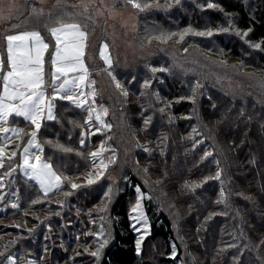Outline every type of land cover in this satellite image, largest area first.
<instances>
[{
  "label": "rangeland",
  "instance_id": "1",
  "mask_svg": "<svg viewBox=\"0 0 264 264\" xmlns=\"http://www.w3.org/2000/svg\"><path fill=\"white\" fill-rule=\"evenodd\" d=\"M68 1L71 4L81 3V0ZM172 1L176 4L170 5ZM53 2L54 0H42V2L41 0H26V3H29L26 5L25 0H18V2L16 0H5L4 7L7 8L10 5L18 7L21 4H25L26 9L35 6L47 10ZM142 2L150 5V7L143 10L147 15L148 13L153 15L149 21L150 23L153 24L156 21L154 18L158 12L167 11L171 13L180 8L186 14L189 13L187 16L189 26L182 27L183 29L177 32L169 31L170 29L158 31L166 37L156 41L158 39L154 40L146 37L144 33H137L139 28V13L137 12L139 9L127 4L126 0H103V3H101V0H95L94 3L84 0V3L89 5L87 14H82V8L68 7L70 9L69 12H76L77 15L75 16L74 13L73 16L87 26L85 30L88 31L91 39H96L97 34L103 37L104 41L98 46V54L104 44L108 45L110 57L109 45L113 49L115 58L121 65L120 70L122 72H120L119 78H124L127 81V75L131 74L134 77L142 78L143 82L137 92L136 90H131L128 84L126 85L122 80L116 79L122 86L121 88H116L115 81L108 74L110 68L100 58V54L98 55L103 67L96 66L95 74L90 71L91 78L95 81L96 99L91 96H82L83 100H87L85 105H91L92 107L89 109H95L92 113L93 120L91 119L92 121L87 123L83 122L82 117L73 120L80 127V131L77 134L80 132L82 134L78 138L79 143L76 144L77 149L75 152L82 160L83 167L80 170L73 168V173L68 176L59 175L66 179L63 180L59 189L49 192L50 196L48 197L44 196L45 194L37 181L26 175L22 167L23 150L28 147V141L31 139L30 133L36 130L35 126L31 121L15 114L8 117L6 124H0V127L22 130L18 136L12 131L7 133L0 131V147L4 148L3 167H0V212L6 211L8 213L9 211H14L19 214V217L25 213L30 215L31 219H33L32 221H36L37 225H26L24 227L26 231L23 232V235L27 239L34 238L36 234L34 231L41 230L44 227L40 232L46 236L52 248L58 245L54 244L53 234L50 233V236L46 234V227H49L47 231H50L53 228L52 223L58 219L63 220V213L66 212L67 219L72 223L71 228L66 229L64 234L56 231L62 239V241L59 239L61 241L60 246L69 252H72L71 250L75 251L74 257H80L81 260V263L78 264H100L103 251L112 238L110 208L114 199L118 196L119 190L124 189L125 180L127 181L129 176H134L140 186L134 187V195L128 201V216L131 227L136 232V244L139 241L141 245L140 251L137 252L139 261L145 258L158 260L164 252L163 243L149 239L151 234L149 229L150 217L145 211L146 200H149L152 201L157 211L167 214L172 222L176 243L173 245L175 256H173V248L170 256L175 260V264H216L209 262V254L214 245L219 246L218 252H221L226 258L225 262L221 264H227L229 260V264H240V262L241 264H264L262 238L258 240L260 244L255 239H250L249 234H252V225L246 223L248 220L249 222L252 221L249 217L251 214L250 209L257 212L258 216L264 217V204L262 203V207H260L259 203L262 199L256 197L257 191L253 190V192H250L252 179L245 181L247 163L239 160L240 155L238 153L232 152L234 149H231L232 145L228 141L231 140V137L227 138L226 147L219 148L220 151H224V155L222 154L223 157L218 156L217 160L214 157V146L213 152L209 153L211 154L209 157H212L209 160L207 150L202 152L198 149L196 154H192L197 157L200 169L199 176L202 178V180H199L201 178H192L187 174L196 172L195 168L194 170L191 169V161L186 160L185 153L179 157H174V160L168 157L164 158L165 152H158V148L154 151L155 145L147 144L148 140L145 137V133L142 132L144 127L136 128L137 115L135 114L136 103H150L152 105L157 103L160 109L164 108L159 99L161 98L162 87L165 88L166 86L165 76H168L170 72L181 80L180 85L186 84L190 91L193 90L194 94L198 95L197 97L199 98L211 84H214L218 87L224 86L231 97L255 102L264 108V63L261 62L262 56L264 57V49L261 46L262 44L250 40V32L237 28L235 20H233L236 16L224 12V8H220L214 0H212V4L216 5L214 8L207 7L210 3L208 0H179V3L176 0H166L165 4H160L159 2L161 1L159 0H142ZM243 2L246 3L248 10L250 8L253 11L256 10L257 1L243 0ZM180 3H184V5L181 7ZM159 4L165 8H161ZM191 5L192 8H190ZM82 16L85 19H82ZM88 16L91 19H88ZM29 18L31 20L36 19V17H30L28 10H25L18 18L0 23L1 34L8 33L15 21L22 22ZM197 18L201 20L197 21ZM69 23L72 22L69 21ZM197 25H199V29H194ZM148 26L151 25L149 24ZM189 29L191 31H188ZM155 30L157 29L153 27L150 32ZM209 31L212 32L210 36L195 34ZM244 32L248 33L247 36L243 35ZM167 33L168 35H166ZM237 33L240 34L238 35ZM181 35L184 37L183 40L180 39ZM52 40L55 45V40L53 38ZM161 41L171 42L165 44ZM184 41H187L186 45H182ZM140 42H143L144 49H140ZM257 44L260 45L259 48L254 47ZM237 49L239 50L238 55L234 57L233 50ZM53 53L54 46L51 49L49 45L48 51L44 54V91L49 97L53 95L51 87L52 66L50 62ZM47 54L50 57L49 59H47ZM0 58L7 59V41H5L3 48L0 47ZM84 60L88 67L86 50ZM140 61H146L148 66L151 67V71L148 74L143 73L146 72L143 70H133L136 63ZM106 68L108 71H105ZM153 69L157 71L154 72L152 71ZM7 70L9 69L6 66L5 71ZM191 70H193V73L189 72ZM3 74L0 73V76ZM111 74L113 75L112 70ZM114 75L117 76L115 72ZM61 82L62 80L57 81V86ZM146 83L147 87L145 86ZM117 90L121 91V95ZM2 91L3 82L0 80V92ZM79 91L88 93L92 90L86 86L83 89H79ZM125 91L127 96L123 95ZM98 95L99 100H102L103 103H95ZM103 109H107V114H104ZM143 109H145V106ZM97 114L100 115L104 125H110V128L101 125L100 121L96 119ZM45 120H48L46 113L45 118L41 121V127ZM40 129L37 131L36 141L42 151L31 147L30 152L40 155L43 161L49 163L45 159V152L42 144H40L41 142L38 140ZM261 129L263 130H261L260 134L256 135L260 139L255 142H257L258 150L260 151V158L263 157L259 168H262L260 172L262 188L260 190L264 193V122L261 125ZM142 141L146 142L148 149L140 145ZM102 144L105 150L102 151L101 156L96 157L94 160L91 153L101 151ZM55 146H62L65 149V145L59 144L57 138ZM211 147L212 145H210ZM13 151L16 152L15 157H12ZM143 151L145 153L148 152L151 156L143 154ZM250 151L251 149L249 148ZM140 152L142 153L141 156L138 155ZM9 157L12 158L9 160ZM85 160L88 161L85 162ZM101 160L107 165L106 169L101 164ZM113 160L114 162H111ZM184 160H186L187 169L186 171H180L179 167ZM215 164L217 169L219 168L220 170V176L221 171H224V175L222 178L216 179L217 173L215 174L213 181L217 182L219 189L216 195L209 199L210 194L214 192V186L213 191L210 192L207 183L211 184V182L207 180L209 175L215 172ZM200 167L202 170L206 169L207 176L202 175L203 171ZM18 173L35 182L43 196L36 188L29 187L20 181ZM99 173L103 174L98 175ZM89 179L95 180V183L89 184ZM73 184L79 185V187L73 188ZM96 184L102 185L103 193L98 191L100 192L99 199L93 204V207L88 208L81 204L84 192L89 191L88 189L90 188L95 189ZM255 185L257 190L258 181H255V183L253 181V188ZM21 190L23 192L29 190L30 198L28 194L21 196ZM222 192L224 194L223 200L221 197ZM191 196L192 200H189L188 197ZM207 198L209 202H213V206H209L201 215L200 211H203L201 205L205 203ZM236 198L248 200L247 202L250 203L251 208L244 206V208L240 209L241 203L239 201L237 203ZM79 200L81 201L78 203ZM214 201H217L215 206ZM138 204L139 207L137 208ZM13 205H16V207H13ZM198 207L200 209H197ZM133 209H136V211H133ZM19 217L12 216L8 221H15L16 224H21ZM233 224H235V227ZM253 232L256 231L253 230ZM65 234L66 237L64 236ZM10 238L9 235L0 237L1 254L7 252L10 248H17L11 251L9 256H6L3 261H0V264H44L43 262H48L44 258L45 260L41 261V263L35 255H32V248L27 250V256L22 254V257L19 258V245ZM74 238L75 242L72 247H68V242H71V239ZM105 240H107V243L104 244L100 251L99 259H97L91 253L99 248ZM8 246L10 247L8 248ZM178 248L179 251H177ZM21 252L23 253V249ZM72 262L73 260L67 259L63 264H72ZM159 264L162 263L159 262Z\"/></svg>",
  "mask_w": 264,
  "mask_h": 264
},
{
  "label": "trees",
  "instance_id": "2",
  "mask_svg": "<svg viewBox=\"0 0 264 264\" xmlns=\"http://www.w3.org/2000/svg\"><path fill=\"white\" fill-rule=\"evenodd\" d=\"M159 1H161L159 2L160 4L166 3V0ZM255 1H257V8L255 11H253L252 8H250L249 10L247 9L246 3L243 2V0H214V2L217 3L220 8H224V12L236 16L235 18H233V20H235L237 28L243 31L250 32L249 39L262 44L261 46L264 49V0ZM208 2L212 3V0H208ZM66 3L67 5H72L68 0H66ZM28 4L29 3H26V5ZM160 4L159 6L161 8H165ZM175 4L176 3L174 1L170 2V5ZM180 4L181 7L182 5H184V3ZM63 6L64 5H61V7ZM190 8H192V5L190 6ZM69 10L70 9L67 8V11ZM44 12V16L36 17V19L31 20V18H29L28 20L26 19L22 22L15 21L13 24H20V28L13 29L12 24L9 32L12 33L22 30H38L42 32L44 38H46L48 44L50 45V48L52 49L54 43L48 33V30L45 28V25L47 24L49 26H53L48 13H53V16H55V14L57 13L56 0H54L51 7H49V9L47 10H44ZM73 13H75V16L77 15L76 12ZM137 13H139V28L137 30V33H144L146 37L154 40H156L157 37H166L164 34H161L158 31L170 29L169 31L177 32L181 31L183 29L182 27L189 26V21L187 18L189 13L186 14L180 8L174 10L171 13L167 11L158 12L154 18L156 21L153 24L149 22L151 20V17L153 16L152 14L148 13L147 15L146 12L144 13L140 10H138ZM75 16H65L64 19L66 22L71 21L83 25L82 22ZM82 19H85V17L82 16ZM200 20V18H197V21ZM147 24H150L151 26H148ZM153 27L157 30L150 32ZM194 29H199V25H197V27H195ZM166 35H168V33ZM2 37L3 36H0V39H2ZM159 40L160 39L156 41ZM102 41H104L103 37L98 34L97 38L94 40L91 39L90 36L88 38V64L90 71H92V74H95L97 70L96 66L103 67L102 62L98 57V46ZM161 42L167 44L171 41ZM186 44L187 41H184L182 43V45ZM3 45L4 44L2 43V40H0V47L3 48ZM143 46V42H140V49H144ZM109 49L111 52L113 64L110 70L108 71L107 69V71L111 72L112 70L113 75L115 72L117 76L114 75V77H117V80H122V82H125L126 85L128 84V87L131 90H136L138 92V90H140V85L143 82V79L137 76L134 77V75L131 74L127 75V81L124 80V78H119V74L120 72H122L120 70L121 65L117 62L114 51L110 47V45ZM233 52V56L237 57L239 50H233ZM261 62L264 63L263 56ZM134 67L135 68L133 70H143L146 71L143 72L145 74H148V72L151 71V67L148 66L146 61L138 62ZM189 72L193 73V70ZM180 81L181 80L172 72H170L168 76H165L166 86L165 88L162 87L163 90H161V98L159 99V102L164 105L163 111L155 102L154 105L150 103H145L147 105L136 103V128L146 127L145 130L143 128L142 132L145 133V137L148 140L147 144L155 145L154 151L158 148V152H165L166 154L163 156L164 158L168 157L174 160V157H179L180 155L185 153V158H187L186 160L191 161V169L194 170L195 168L196 172H190L187 174H189L192 178L196 177L197 179L201 178L199 176L200 169L196 159L197 157L193 156L192 154H196L198 149L202 152L207 150V156L209 160L210 158H212L209 157L211 155L209 153L211 151L213 152L214 146L216 153H214V157L215 160H217L218 156L223 157L222 154L224 155V151H220L219 148L226 147V143H228L227 138L231 137V140L228 141L230 145H232L231 149H234L232 152L238 153L240 155L239 160H243L247 163L245 168V171H247V174L245 172V181L251 179L254 181V183L255 181H258L256 190V185L253 188V181L251 180L250 192H253V190L257 191L256 197H260L262 199V201H260L259 203L260 207H262V203L264 204V193L260 190L262 188L260 182V172L262 168H259V166L260 161L261 159H263V157L260 158V151L258 150L257 142L255 141L260 139L256 135H259L261 130H263L261 129V125H263L264 122V108L256 104L255 102L253 103L248 100L244 101L242 98L238 99L235 97H231L229 96L224 86L218 87L214 84H211V88L209 87L208 89H206V92L202 93L200 95L201 97L199 98L197 97L198 95L196 96V94H194L193 90L190 91L186 84L183 83V85H180ZM118 92L121 95V91ZM97 102L99 104L103 103L102 100H99V95L97 97ZM144 106L145 109H143ZM55 107V119L52 121H45L40 129V133L38 134V139L41 142L43 150L45 152V159L49 161L58 175L62 174L65 177L73 173V168H78L77 170H80L83 167L82 160L75 152V150L77 149L76 144L79 143L78 138L80 135L82 136V134L81 132L77 134L80 131V127L77 126L73 120L82 117L83 122L86 123V114L82 110H79L73 106L71 107L63 101L59 100L55 101ZM258 114L259 117L257 118ZM145 121L148 122L145 123ZM20 125H22V123H20ZM56 138L59 144L62 143L65 145V148L73 150L64 151V148L62 146H55ZM140 145L143 148L148 149L146 142L142 141ZM210 145H212L211 148ZM249 148L251 149L250 152ZM144 151L146 150L144 149ZM144 151L143 154L145 153ZM145 154L150 155L148 152ZM138 155L141 156L142 153L140 152L138 153ZM186 160H184L179 167L180 171H186ZM87 161L88 160H85V162ZM250 161L252 162L250 163ZM205 170H202L203 176H207ZM217 172H220V170L216 167L215 172L210 174L207 180L211 182V184L207 183L210 192L213 191L214 186V192L212 194L209 193V199L215 196L217 190L219 189L217 182L213 181L214 176ZM18 175L20 181H22L29 187L36 188L39 191L38 185L35 182L27 179L20 173H18ZM223 175L224 171H221L220 177L222 178ZM199 180H202V178ZM135 186H140L139 182L137 181L136 177L129 176L128 180H125L124 182V189H120L118 196L114 199V202L110 208L112 238L109 245L103 251L100 264H159V262L162 264H175V260H173L170 256L173 245L176 243L174 239L175 233L174 228L172 227V222L167 214L162 211H157L152 201L149 200H146L145 203L146 214L150 217L149 229L151 234L149 236V239L157 240L163 243L164 252L158 260L145 258L142 261H139V255L137 254L136 248V232L132 229L128 216V201H130V199L134 195ZM90 189H88L89 191L84 192L83 201L81 203L88 208L93 207V204L99 199L100 192L98 191H101V193H103L102 185L99 184H96L95 189ZM20 193L25 194H21V196H26L28 194V197L30 198L29 190H27V192H23L21 190ZM41 195L43 196L42 193ZM48 196L50 195L48 194L46 197ZM191 198L192 196L188 197L189 200H192ZM247 198L250 199L249 197ZM209 199L207 198L205 203H202L201 208L203 211H200L201 215L203 214L204 210L208 209L209 206H213V202H209ZM236 199L237 203L238 201L241 203V205L239 206L240 209L244 208V206H249V208H251L250 203L247 202L248 200H240L239 198ZM80 201L81 200H79L78 203ZM216 202L217 201H214V206L216 205ZM197 209L200 208L198 207ZM250 211L252 215L250 214L249 217L252 221L249 222L248 220L246 222L252 225V234H249L250 239H255L259 243L258 240L262 238V245H264V217H261L260 215L258 216L256 214L257 212H255L253 209H250ZM24 215L19 217V214L15 213L14 211H9L8 213L6 211L0 212V222H2L0 223V237L9 235L11 237L10 239L15 240L16 244L19 245V258L22 257V254L27 256V250L32 248V255H35L40 260V262H43L45 259L48 260L49 263L43 262L44 264H63L67 259L73 260L72 264L81 263L80 257H74L76 254L75 251L71 250L72 252H69L62 246H60L62 239L60 238L59 233H56V231H58L64 234L66 229L71 228L72 222L67 219L66 212L63 213V220L58 219L54 223H52L53 228L50 229V231H47L49 227H46V234H49V236L50 233L53 234L54 244L58 245L53 248L50 247L46 236H44L40 232L44 229V227H42L41 230L34 231L36 232L34 238L27 239L25 235H23V232L26 231L24 230V227L26 225H37L36 221H32L33 219H31L30 215L26 213ZM12 216H15L16 218L19 217L21 224H16L15 221L9 222L8 220H10ZM234 225L235 224H233V226ZM253 230H255L256 232H253ZM64 236L66 237V234ZM59 239H61V241H59ZM74 242L75 238L71 239V242H68V247H72ZM9 247L10 246H8V248ZM15 248H10L3 254H1L0 252V261H3L6 256H9V253L15 250ZM22 249L23 253L21 252ZM218 249L219 246L217 245H214L212 247V250L209 254V262H214L216 264L225 262V256L221 252H218ZM24 250L26 251L24 252ZM177 251H179V248L177 249ZM229 262L230 260L227 264H229Z\"/></svg>",
  "mask_w": 264,
  "mask_h": 264
},
{
  "label": "snow or ice",
  "instance_id": "3",
  "mask_svg": "<svg viewBox=\"0 0 264 264\" xmlns=\"http://www.w3.org/2000/svg\"><path fill=\"white\" fill-rule=\"evenodd\" d=\"M18 2V0H16ZM42 2V0H41ZM90 3H94L95 0H89ZM179 3V0H176ZM26 3V0H25ZM103 3V0H101ZM127 4H130L133 8L143 11L145 8L150 7L147 3H143L142 0H126ZM5 0H0V23L7 20L18 18L25 10H28L30 17H42L45 15L43 8H37L35 6L30 9H26L25 4H21L18 7L7 8L4 7ZM61 5H64L61 7ZM158 6V5H157ZM57 13L53 16V13L49 12L48 16L52 21L53 26L45 25V28L50 33L51 37L55 40L54 53L51 56V76L53 89V95L49 97L44 91L45 88V67H44V54L49 48V44L45 42V38L41 35L40 31H20L16 34H10L5 37L7 41V68L5 71V61L0 58V73H4L0 76V80L3 82V91L0 92V124H6L8 117L15 114L16 116H22L25 120L31 121L35 126L33 132L30 133L31 139L28 141V147L24 148L23 169L25 174L30 178L35 179L39 184L41 190L45 196L54 189H59L63 183L62 178L52 168L50 163L42 160L40 155H36L30 152L31 147L40 149L39 143L36 141L37 131L41 127V121L45 118L48 120L55 119L53 115V109L55 107L53 101L57 98L67 99L77 107L83 108L87 103V100H81V96L95 97V89L91 92L84 93L79 91L84 87H91L95 81H89V69L85 64V50L88 47L89 33L85 31L86 25L80 23L66 22L64 17H71L74 13L67 11L68 7L82 8L83 13L87 14L89 11L88 3H84L81 0L79 4L67 5L66 0H56ZM208 8L216 7L215 4L209 3ZM7 13V14H5ZM91 19L90 16L87 17ZM20 24H13L12 28H20ZM188 31H191L189 29ZM198 35H212V32L207 33H195ZM238 35L240 33H237ZM247 32L243 35L247 36ZM170 38V37H168ZM183 35L180 39L183 40ZM157 39H165L164 37H157ZM259 48L260 45H254ZM100 58L104 60V63L109 68L112 66V60L108 54V45L104 44L100 49ZM107 71V69H105ZM152 71H157L153 69ZM163 71V69H161ZM73 74V75H69ZM110 76L111 72L108 73ZM115 81L116 88H121L119 81L112 76ZM57 86V81H61ZM147 87V83L145 85ZM123 95L127 96V92H123ZM95 109H89V121L92 119V113ZM163 111V109H162ZM104 114H107V109H103ZM96 119L100 121L101 125L110 128V125H104L100 115H96ZM148 121H145L147 123ZM2 132H14L17 136L22 130L9 129L0 127ZM42 151V149H40ZM64 151H71V149H63ZM104 145H101V151L91 153L94 158L101 156L104 151ZM16 152H12V157H15ZM12 157H9L10 160ZM4 162V148L0 147V167H3ZM111 162H114L111 161ZM101 164L106 169L107 165L101 160ZM30 170V171H29ZM99 173L98 175H102ZM220 178V172H217L216 179ZM89 184L95 183V180L89 179ZM73 188L79 187V185L73 184ZM223 192L221 197L223 200ZM222 202V201H221ZM16 207V205H13ZM139 204L137 205V208ZM136 211V209H133ZM143 215V214H141ZM135 230V229H134ZM102 234V232H101ZM104 241L95 251L91 253L92 256L99 259L100 251L104 247ZM140 242L137 241V252L140 251ZM173 256H175V248H173Z\"/></svg>",
  "mask_w": 264,
  "mask_h": 264
},
{
  "label": "crops",
  "instance_id": "4",
  "mask_svg": "<svg viewBox=\"0 0 264 264\" xmlns=\"http://www.w3.org/2000/svg\"><path fill=\"white\" fill-rule=\"evenodd\" d=\"M76 23V22H75ZM86 31V30H85ZM18 32V31H17ZM11 32H9V33H3L4 34V36L2 37V39H0V40H2V43L3 44H5V41H6V39H5V36H7V35H9ZM12 33H14V32H12ZM41 33V35L43 36V34H42V32H40ZM49 33V32H48ZM0 35H2L1 34V31H0ZM49 35H50V33H49ZM44 37V36H43ZM50 37H51V35H50ZM45 40H46V38H45ZM46 42H47V40H46ZM48 43V42H47ZM49 49V48H48ZM48 51V50H47ZM6 53V52H5ZM4 53V54H5ZM99 55V54H98ZM50 57L48 56V54H47V59H49ZM86 60H87V64L89 63V53H88V50H87V48H86ZM48 64V63H47ZM7 66V59L5 58V67ZM88 67H89V64H88ZM89 69V78H90V81H93V78H91V74H90V68H88ZM107 69V68H106ZM91 90H93V88H94V85H92L91 87ZM79 98H81V100H83V97L81 96V97H79ZM95 99H96V95H95ZM63 101L64 103H66V104H68L69 106H73V107H75V108H77V109H79V110H82L83 112H85V114H86V123L89 121L88 120V111H89V108H91L92 106L91 105H85L83 108H81V107H77L75 104H72L69 100H67V99H60V98H57V99H55L54 101H53V103H54V105H55V101ZM96 104H99L97 101L95 102ZM53 113H54V117L56 116V107H54V109H53ZM52 120H54V119H52ZM52 120H45V121H52ZM93 120V119H92ZM91 120V121H92ZM45 123V122H44ZM39 140V139H38ZM41 144V143H40ZM43 148V147H42Z\"/></svg>",
  "mask_w": 264,
  "mask_h": 264
}]
</instances>
